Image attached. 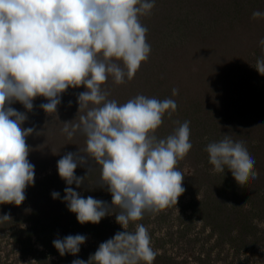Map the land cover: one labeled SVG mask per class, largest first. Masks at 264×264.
<instances>
[{"label":"rangeland","instance_id":"rangeland-1","mask_svg":"<svg viewBox=\"0 0 264 264\" xmlns=\"http://www.w3.org/2000/svg\"><path fill=\"white\" fill-rule=\"evenodd\" d=\"M254 11L264 13V0H154L151 12L139 17L148 29L149 58L132 79L116 84L109 75L101 86L107 99L118 104L137 95L174 100L177 108L163 116L154 133L157 139L190 122L192 148L177 164L185 192L177 205L146 213L126 229L146 227L156 253L152 264H264V76L255 69L257 60L264 59V45L259 43L264 39V16L253 19ZM112 62L123 67L122 61ZM85 90L69 88L56 113L41 109L47 102L43 97L27 112L22 127L36 128L26 138L34 184L26 188L19 207L0 205V216H11L0 223V264L87 261L102 242L124 230L114 215L119 209L99 224L81 225L62 202L68 185L58 175L57 161L69 152L85 154L86 148V137L77 130L69 139L62 123L79 122L84 112H78V94ZM11 106L26 112L19 102ZM224 135L245 143L258 179L241 187L227 169L214 171L205 149ZM90 167L84 184L71 187L85 198L111 205V194L100 187V166L91 158L75 175L86 176ZM53 191L61 198L54 200ZM76 234L87 237L80 252L61 256L53 240Z\"/></svg>","mask_w":264,"mask_h":264},{"label":"clouds","instance_id":"clouds-1","mask_svg":"<svg viewBox=\"0 0 264 264\" xmlns=\"http://www.w3.org/2000/svg\"><path fill=\"white\" fill-rule=\"evenodd\" d=\"M153 7L154 0H0V205L19 207L26 188L34 184L35 166L28 159L26 138L36 128L22 127L34 100L43 97L47 102L41 109L56 113L62 94L83 86L78 112L84 114L78 123H62V131L71 139L79 130L86 137L85 154L69 152L57 161L58 175L68 185L62 202L81 225L99 224L119 209L114 215L124 230L102 242L87 261L75 259L72 264H152L156 253L146 227L126 229L146 213L177 205L185 192V177L177 164L192 148L190 122L180 124L166 139L154 135L165 113L170 116L176 110V102L137 95L118 104L108 100L101 87L109 75L116 84L132 79L149 58L148 29L139 17ZM252 16L264 13L254 11ZM259 43L264 45V39ZM113 59L122 61L123 67ZM255 69L264 76V59L257 60ZM172 93L175 96L178 90ZM15 102L26 112L13 108ZM205 151L214 171L227 169L241 187L259 178L243 141L224 135ZM89 158L100 166V187L111 194V205L85 198L71 187L84 184L92 168L84 177L76 176L75 170ZM51 196L61 198L57 191ZM8 220L10 214L0 216V223ZM86 239L76 234L52 243L61 256H75Z\"/></svg>","mask_w":264,"mask_h":264}]
</instances>
